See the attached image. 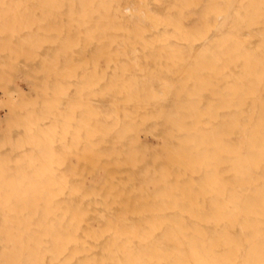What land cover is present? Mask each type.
<instances>
[{"label":"clouds","instance_id":"clouds-1","mask_svg":"<svg viewBox=\"0 0 264 264\" xmlns=\"http://www.w3.org/2000/svg\"><path fill=\"white\" fill-rule=\"evenodd\" d=\"M120 3L0 0V52L12 64L41 62L34 98L0 99L12 113L0 123V209L16 193L32 219L62 211L69 221L49 225L39 248L9 247L0 264H44L45 256L48 264H264V0H213L216 21L231 23L222 37L209 38L216 24L196 36L194 63L184 56V25L202 0ZM72 31L75 39L65 35ZM49 44L58 50L39 56ZM93 45L96 58L73 62L76 49ZM149 125L156 144L145 147L139 136ZM81 153L140 169V185L123 187L148 218L113 214L109 201L123 192L109 193L87 240L77 239L80 214L50 205L47 188L66 186L69 201L80 195L72 161ZM53 156L59 167L44 177Z\"/></svg>","mask_w":264,"mask_h":264},{"label":"bare ground","instance_id":"bare-ground-1","mask_svg":"<svg viewBox=\"0 0 264 264\" xmlns=\"http://www.w3.org/2000/svg\"><path fill=\"white\" fill-rule=\"evenodd\" d=\"M213 0H202L201 6L193 10V15L188 19L184 25L188 29L186 40L191 42V48L185 45L184 56L189 60V63H194L202 48L201 43L196 42V36L205 28L216 24V30L209 34V38L222 37L227 31L228 26L231 23L227 18L216 21L215 16L212 15V8L210 7ZM133 0H121L120 7L122 9H131ZM158 11L163 12V9ZM67 23V21H65ZM37 27H40L39 25ZM34 33L37 28H33ZM163 31V29H161ZM29 33H23L22 36H27ZM66 37L75 39L77 33L75 31L65 34ZM259 40H253V44H258ZM58 50L57 47L52 45H46L43 51L39 53V56L51 55ZM117 49H113L116 51ZM140 52L139 59L141 63H144V56L147 53H143L142 49H138ZM98 54V47L93 45L92 47H82L75 50L73 59L74 63H88L96 58ZM128 56L132 57L131 49H128ZM11 53L8 51L0 52V78L3 82L0 83V99H5V93H16L18 96L26 99H32L35 97L36 92L34 88L37 86L31 77L33 71L39 69L41 62L38 59L32 57H20L16 64L11 62ZM121 62H125L121 60ZM107 66V60L101 61V69ZM149 68L155 67V64L148 62ZM115 69V65L112 66V70ZM112 70L109 71V75L112 74ZM42 79V78H41ZM101 106H107L110 103L109 100L99 102ZM12 118L11 107L0 108V123L6 126L8 119ZM151 125L143 130V134L139 136L142 146L152 147L156 144L151 135H148V131ZM112 138H109L108 144H111ZM107 149L102 147L101 151ZM75 167L74 182L81 186L82 191L79 196L73 200H67V192L64 185L61 184H49L48 201L50 205L55 206L60 204L62 207L70 208L74 213L78 212L79 215V232L77 233V239L87 240L88 233L91 228H95L94 221L97 220L98 215L106 212L104 205V199L112 193L113 196L119 195L123 192V195H119L118 200H110L112 204L111 212L115 215L131 214L128 215V219L135 224H140L148 217L143 215L145 206L143 203H137V197L131 194V188H124L126 184L133 186H139L142 182L140 175V169H133L128 165L117 163L116 159H108L102 155H90L87 153H81L79 159L72 161ZM59 167V163L55 156L50 158L42 170V176L47 177L53 174V169ZM19 194L14 193L5 202V206L0 209V260L9 258L7 249L13 245H20L22 248L32 249L39 248L42 240L45 239V233L49 231V225L55 228L59 219L63 218L65 223H68V218L63 216L62 211H53V214L49 217L45 223L43 221V214H38L35 219L30 217V214L21 211V205L18 203ZM75 249V245L72 246ZM91 255L99 256L100 252H92ZM86 256H79L77 259H86ZM23 259V256L20 257ZM39 261V256L36 257ZM44 264H48L49 257H43Z\"/></svg>","mask_w":264,"mask_h":264}]
</instances>
